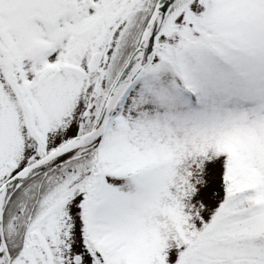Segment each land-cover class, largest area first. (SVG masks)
<instances>
[{"label":"snow or ice","instance_id":"obj_1","mask_svg":"<svg viewBox=\"0 0 264 264\" xmlns=\"http://www.w3.org/2000/svg\"><path fill=\"white\" fill-rule=\"evenodd\" d=\"M0 264H264V0H0Z\"/></svg>","mask_w":264,"mask_h":264}]
</instances>
